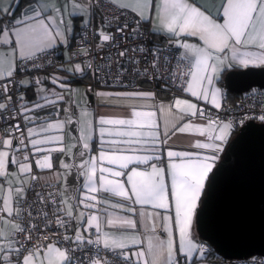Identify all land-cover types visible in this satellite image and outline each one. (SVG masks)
<instances>
[{
    "label": "crops",
    "instance_id": "obj_1",
    "mask_svg": "<svg viewBox=\"0 0 264 264\" xmlns=\"http://www.w3.org/2000/svg\"><path fill=\"white\" fill-rule=\"evenodd\" d=\"M110 1L190 55L187 92L94 91L59 76L24 75L21 111L30 150L47 153L36 168L42 181L61 187L72 241H87L88 229L96 228L100 243L123 250L131 264H210L202 259L196 214L235 126L201 109L222 105L228 71L264 67V1ZM19 2L0 0V80L19 59L49 48L67 58L78 28L99 22L93 0H33L17 10ZM4 17L14 21L10 30ZM65 68L81 71L69 62ZM15 145L13 136L0 140V264H18L9 257L11 234L32 169L15 156ZM19 264L68 263L65 250L51 243Z\"/></svg>",
    "mask_w": 264,
    "mask_h": 264
},
{
    "label": "built area",
    "instance_id": "obj_2",
    "mask_svg": "<svg viewBox=\"0 0 264 264\" xmlns=\"http://www.w3.org/2000/svg\"><path fill=\"white\" fill-rule=\"evenodd\" d=\"M264 1V0H263ZM99 22L91 21L76 31L67 58L56 48L19 59L11 75L0 80V140L15 139V156L31 163L27 193L19 201L16 217L18 228L12 232L14 249L10 259L21 263L26 255L43 253L51 243L61 246L68 264H131L123 250L104 247L99 231L88 229L85 242H74L68 234L70 221L63 215L59 183L44 182L36 166L46 152L30 150L27 126L23 121L20 96L21 78L39 73L59 76L86 85L90 90L148 91L168 97L182 96L194 70L190 55L178 46L155 41L147 21L110 0H93ZM14 21L4 17V28L10 30ZM78 64L80 72H70L65 63ZM201 114L215 122L227 121L241 127L249 120L264 122V89L254 88L235 103L226 96L222 105H203ZM202 254L216 253L213 246L201 240ZM210 264H264V256L208 260ZM177 264H189L183 261Z\"/></svg>",
    "mask_w": 264,
    "mask_h": 264
},
{
    "label": "water",
    "instance_id": "obj_3",
    "mask_svg": "<svg viewBox=\"0 0 264 264\" xmlns=\"http://www.w3.org/2000/svg\"><path fill=\"white\" fill-rule=\"evenodd\" d=\"M228 91L264 89V67L232 69ZM196 229L225 259L264 256V122L238 128L212 171L196 214Z\"/></svg>",
    "mask_w": 264,
    "mask_h": 264
},
{
    "label": "trees",
    "instance_id": "obj_4",
    "mask_svg": "<svg viewBox=\"0 0 264 264\" xmlns=\"http://www.w3.org/2000/svg\"><path fill=\"white\" fill-rule=\"evenodd\" d=\"M29 1H33V0H20V2L18 3L17 5V10L21 9L27 2ZM95 16L98 18V13L95 11ZM2 30V28H0V31ZM152 34H153V38L155 41H158V42H161L164 41L166 42L167 38L166 37H163L164 39H161L160 38L158 39L155 34L153 33V30H152ZM163 42V43H164ZM223 85L224 84V81H221ZM243 94L239 95V94H236V93H232L230 91L227 90V94L225 95L231 102L235 103L237 100H239V98L242 96ZM237 130H238V127L235 126V134L237 133ZM234 134V135H235ZM217 258H222L220 255H218L217 253H208V254H202V259L204 260H213V259H217Z\"/></svg>",
    "mask_w": 264,
    "mask_h": 264
}]
</instances>
